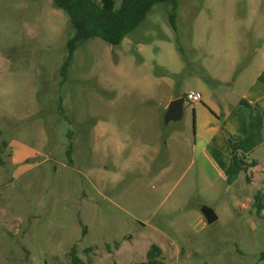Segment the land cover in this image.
Wrapping results in <instances>:
<instances>
[{
    "label": "rangeland",
    "instance_id": "1",
    "mask_svg": "<svg viewBox=\"0 0 264 264\" xmlns=\"http://www.w3.org/2000/svg\"><path fill=\"white\" fill-rule=\"evenodd\" d=\"M263 26L264 0L161 2L120 45L79 44L64 77L68 14L0 0V264H74L72 248L84 264H144L153 244L164 264H264V156L233 185L202 175L171 139L193 130L194 102L165 119L170 95L208 76L206 57L229 62ZM166 141L177 165L159 174Z\"/></svg>",
    "mask_w": 264,
    "mask_h": 264
},
{
    "label": "crops",
    "instance_id": "2",
    "mask_svg": "<svg viewBox=\"0 0 264 264\" xmlns=\"http://www.w3.org/2000/svg\"><path fill=\"white\" fill-rule=\"evenodd\" d=\"M240 53L250 57L242 69L238 68ZM210 63L213 61L206 57L201 66L208 76L197 77V86L191 90L202 94V100L193 103V130L185 121L171 139L187 153L190 167L196 165L202 175H222L233 185L250 161L264 156V26L244 41L241 51L232 49L229 62L218 60L216 67ZM181 96L171 94L168 102ZM190 102L185 100L184 112ZM100 127L105 134L107 127ZM170 144L165 142L167 149ZM171 145L172 150L161 157L164 163L159 174L170 173L177 165V161L165 163L177 159L174 143ZM153 153H161V147L151 143V171L157 159Z\"/></svg>",
    "mask_w": 264,
    "mask_h": 264
},
{
    "label": "trees",
    "instance_id": "3",
    "mask_svg": "<svg viewBox=\"0 0 264 264\" xmlns=\"http://www.w3.org/2000/svg\"><path fill=\"white\" fill-rule=\"evenodd\" d=\"M55 5L63 9L69 16L73 35L68 40L67 58L62 66V75L66 77L75 49L79 44L92 39L102 38L107 43L120 45L125 37L133 32L147 17L154 6L161 2L176 0H122L117 7L115 0H53ZM170 22L177 28L176 16L170 15ZM69 158L72 159V146L69 148ZM257 212L264 218V197L256 193ZM162 248L153 244L148 252V260L144 264H164L159 257ZM264 260V252L261 255ZM74 264H84L72 248Z\"/></svg>",
    "mask_w": 264,
    "mask_h": 264
},
{
    "label": "water",
    "instance_id": "4",
    "mask_svg": "<svg viewBox=\"0 0 264 264\" xmlns=\"http://www.w3.org/2000/svg\"><path fill=\"white\" fill-rule=\"evenodd\" d=\"M185 100L186 98L181 96L173 99L170 102L165 115V119L167 122L170 120H180L183 117ZM202 212L206 217L208 223H213L219 218L217 212L208 205H204L202 207Z\"/></svg>",
    "mask_w": 264,
    "mask_h": 264
},
{
    "label": "built area",
    "instance_id": "5",
    "mask_svg": "<svg viewBox=\"0 0 264 264\" xmlns=\"http://www.w3.org/2000/svg\"><path fill=\"white\" fill-rule=\"evenodd\" d=\"M186 99L192 102H198L202 100V94L200 92L191 91L186 95Z\"/></svg>",
    "mask_w": 264,
    "mask_h": 264
}]
</instances>
